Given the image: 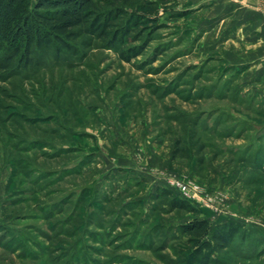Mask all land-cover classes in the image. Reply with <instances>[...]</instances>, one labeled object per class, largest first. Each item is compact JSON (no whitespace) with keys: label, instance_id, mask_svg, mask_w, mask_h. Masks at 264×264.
Wrapping results in <instances>:
<instances>
[{"label":"rangeland","instance_id":"1","mask_svg":"<svg viewBox=\"0 0 264 264\" xmlns=\"http://www.w3.org/2000/svg\"><path fill=\"white\" fill-rule=\"evenodd\" d=\"M112 1L125 45L0 56V264H201L199 218L251 232L210 264H264V0Z\"/></svg>","mask_w":264,"mask_h":264},{"label":"trees","instance_id":"2","mask_svg":"<svg viewBox=\"0 0 264 264\" xmlns=\"http://www.w3.org/2000/svg\"><path fill=\"white\" fill-rule=\"evenodd\" d=\"M114 1L120 3L121 0ZM128 1L123 0V3ZM152 6L147 4L148 9ZM122 17V10L116 8L112 0H0V56L6 60L3 67L6 69L14 62L20 66L32 64L34 50L71 51L72 41L80 34L78 29L108 40L112 45H125L132 29L128 24H121ZM136 20H141L140 16ZM149 43L128 48L129 55L122 54V59L130 61L140 57ZM172 205L195 212L185 201L172 200ZM184 232L196 241L202 240L206 252L197 248L201 264H210L216 250H227L236 241L247 243L251 235L239 222L228 220L211 226L209 220L203 218L187 224Z\"/></svg>","mask_w":264,"mask_h":264},{"label":"crops","instance_id":"3","mask_svg":"<svg viewBox=\"0 0 264 264\" xmlns=\"http://www.w3.org/2000/svg\"><path fill=\"white\" fill-rule=\"evenodd\" d=\"M254 20H264V12H262V11H260V12H258V11H256L255 10V13H254ZM259 22V21H258ZM263 31V30H262ZM261 31V32H262ZM255 67V66H254ZM255 69V70H254ZM253 70H250V69H248V70H245V72H244V74L245 75H248V73H259V74H263V76L261 75V78H259L258 80L260 81L259 82V85H260V89H261V91L260 92H262L263 93V91H264V70H261L260 68H259V70H256V67L254 68ZM250 71H252V72H250ZM261 79V80H260ZM249 84V83H248ZM263 98V101H262V103L264 104V97H262ZM264 111V110H263ZM263 111H261L260 113H258L257 115H262V116H264L263 114H262V112Z\"/></svg>","mask_w":264,"mask_h":264},{"label":"built area","instance_id":"4","mask_svg":"<svg viewBox=\"0 0 264 264\" xmlns=\"http://www.w3.org/2000/svg\"><path fill=\"white\" fill-rule=\"evenodd\" d=\"M173 185L179 190V193H183L182 197L184 199L193 201L194 199H198L199 197L195 194L192 193L185 185L181 184L180 182L173 181ZM195 201V200H194Z\"/></svg>","mask_w":264,"mask_h":264}]
</instances>
